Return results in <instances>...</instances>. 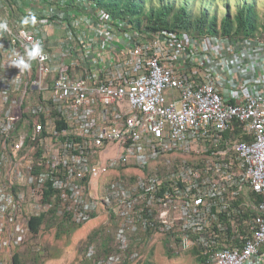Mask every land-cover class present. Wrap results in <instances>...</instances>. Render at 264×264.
<instances>
[{"label":"built area","instance_id":"2783aa9c","mask_svg":"<svg viewBox=\"0 0 264 264\" xmlns=\"http://www.w3.org/2000/svg\"><path fill=\"white\" fill-rule=\"evenodd\" d=\"M53 209L115 223L109 253L87 246L94 264L136 257L141 231L202 264H264V33L0 0V264L11 248L42 251L30 219Z\"/></svg>","mask_w":264,"mask_h":264},{"label":"rangeland","instance_id":"374dc122","mask_svg":"<svg viewBox=\"0 0 264 264\" xmlns=\"http://www.w3.org/2000/svg\"><path fill=\"white\" fill-rule=\"evenodd\" d=\"M175 4L185 3L186 7L194 12L200 13L205 9L208 15L216 16V25L219 26L221 17L228 13L231 17L235 14L237 7L242 4L253 3L259 15L264 11V0H164ZM145 7L149 4L157 5L158 0H144ZM144 24L145 21H142ZM121 148L118 144H112L104 148L99 156L106 158L115 155ZM140 175L146 171L131 169ZM127 170H121V175H127ZM100 190H102L100 188ZM46 216L40 231L39 241L42 245L41 252H34L29 248H11L7 256L8 264H13V253L18 254L19 264H94L93 259L86 256L87 246L91 243L95 246L97 256H102L111 251L112 234L115 223L102 210L95 213V216L86 222L76 224L56 215L54 220ZM48 217V218H47ZM64 221L66 231L59 232L58 223ZM68 226V227H67ZM73 227V228H72ZM130 250L137 252L134 258H126L122 264H202L195 260L194 254L190 251L179 253L170 252L166 248L165 241L159 234L139 232L131 237Z\"/></svg>","mask_w":264,"mask_h":264},{"label":"trees","instance_id":"16d2710c","mask_svg":"<svg viewBox=\"0 0 264 264\" xmlns=\"http://www.w3.org/2000/svg\"><path fill=\"white\" fill-rule=\"evenodd\" d=\"M95 1L114 16H128L137 27L143 25L151 29L184 31L189 35L210 33L259 36L264 33V11L261 20H259V15L253 3H244L242 6L237 7L232 17L228 13L224 14L221 17L219 26H217L215 15H208L205 9L196 14L190 11L185 3L177 5L174 2L158 0L157 5L149 4L146 8L144 0ZM142 21H145V23L142 24ZM49 194L50 192L46 193V195ZM53 213L54 209L49 213L51 214L49 216L50 220L55 218ZM94 216L95 214H92L91 218ZM45 218L44 214L32 217L30 228L36 232ZM57 231H66L64 221L58 223ZM191 253L195 254L196 251L191 250ZM195 260L200 263L202 261L199 256H195ZM12 262L13 264H19L17 253L13 254Z\"/></svg>","mask_w":264,"mask_h":264},{"label":"clouds","instance_id":"9594fccd","mask_svg":"<svg viewBox=\"0 0 264 264\" xmlns=\"http://www.w3.org/2000/svg\"><path fill=\"white\" fill-rule=\"evenodd\" d=\"M90 219H91V218H90ZM43 222H44V221H43ZM43 222H42V223H43ZM42 223H41V224H42ZM41 224H40V225H41ZM39 228H40V226H39ZM39 228H38V229H39ZM37 231H38V230H37ZM12 258H13V255H12Z\"/></svg>","mask_w":264,"mask_h":264}]
</instances>
